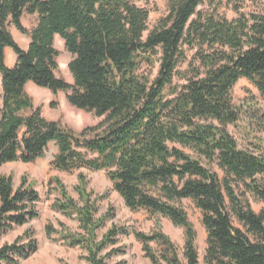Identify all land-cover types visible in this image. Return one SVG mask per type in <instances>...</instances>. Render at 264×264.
Masks as SVG:
<instances>
[{
	"label": "trees",
	"instance_id": "16d2710c",
	"mask_svg": "<svg viewBox=\"0 0 264 264\" xmlns=\"http://www.w3.org/2000/svg\"><path fill=\"white\" fill-rule=\"evenodd\" d=\"M138 1L0 0V167L34 162L56 143L53 165L78 171V199L59 176H52L49 183L58 193L53 208L78 219L84 232L49 222L46 233L83 248L87 264H107L104 250L121 234H133L153 264H200L197 231L183 199L202 211L206 264H264V208L255 211L237 191L242 184L264 203V151L241 147L228 128L241 117L233 90L242 78L264 97V0H251L263 9L247 14L237 8L231 19L200 9L217 0H168V14L150 31L151 10ZM25 14L38 15L31 29L23 23ZM11 25L30 37L27 49L16 41ZM57 34L73 55L68 65L73 83L58 75ZM185 46L197 49L200 65L191 62L187 72H179ZM7 47L18 55L13 67L6 64ZM159 53V71L151 79L140 67ZM177 74L184 84H174ZM29 82L53 93L69 91L71 105L102 121L76 132L47 119L34 106ZM186 149L216 162L224 178ZM83 169L106 171L132 211L161 214L182 227L186 263L159 222L151 232L114 224L99 238L107 216L96 217L97 198ZM39 201L27 175L16 186L12 174L0 172V238L37 219ZM38 248L35 232L28 229L0 247V264L18 263Z\"/></svg>",
	"mask_w": 264,
	"mask_h": 264
},
{
	"label": "rangeland",
	"instance_id": "374dc122",
	"mask_svg": "<svg viewBox=\"0 0 264 264\" xmlns=\"http://www.w3.org/2000/svg\"><path fill=\"white\" fill-rule=\"evenodd\" d=\"M137 3L139 6L147 7L151 10L148 22L149 31L158 26L160 20L168 14V0H139ZM237 8L248 14L252 11L263 9V6L259 2L251 0H217L215 5L204 4L200 6V9L204 12L215 13L217 16L229 19L237 16ZM23 18L25 25L29 29L33 28L38 21L37 14H25ZM10 29L14 31L16 35L14 37L19 45L25 47L26 35L21 33L14 25H11ZM60 38L58 36L55 41V46L60 51L58 75L73 83L74 78L68 66L72 55L66 50L64 40ZM184 48L186 50V59L179 65V72H187L191 62L195 66L200 65V62L196 60L197 49L189 48L188 46ZM160 55L161 53L153 56L151 63L143 62L140 72L154 79L159 71ZM173 82L174 84H184L185 80L181 77V74H177L174 76ZM26 89L33 97L35 108L39 107L47 119L58 121L65 128L80 132L88 126L97 125L103 119V117L97 116L94 112L71 105L67 100L69 91L53 93L51 90L39 87L33 83H29ZM166 92L168 94V90ZM1 97L2 90L0 87ZM233 99L240 108L241 117L236 125L228 127L229 131L235 136L241 147H258L261 151H264V97L261 96L258 89L247 78H242L234 87ZM53 102L56 103V106H52ZM186 150L195 157H199L203 164L218 172L222 179L224 178L225 172L216 162H210L198 156L192 150ZM57 151L56 143L51 142L45 156L34 162L15 161L5 163L0 167L1 173L13 175L16 186L20 184L22 176L27 175L28 180L35 183V188L40 194L38 203L39 217L27 224L9 230L0 238L1 247L6 242H13L28 229H32L35 232V236L39 241L38 250L27 259H22L15 264H87L84 258L86 252L83 248L69 246L62 240L54 239L58 237V234L53 235L54 238H50L46 233L45 228L49 222H52L59 229L62 228L60 224L62 222L74 232H84L78 219L69 217L53 208V203L58 197V193L53 189V185L49 183L52 176H59L68 187L70 193L78 199V194L75 191L78 171L66 172L57 169L53 165ZM83 171L88 176L89 189L93 191V196L97 198L98 211L96 217L107 216L103 221L104 225L98 231L99 238H102L104 233L114 224L120 227L126 226L130 229L136 228L141 231L151 232L159 222L163 231L176 244L181 258L186 263L184 257V230L182 227L175 225L169 218L161 214H155L145 209L132 211L126 206L120 194L113 189L112 182L108 178L106 171L89 169H83ZM237 191L250 201L255 211L259 212L264 208V203L255 199L251 193L245 192L242 184L237 186ZM182 205L188 212L189 218L197 231L200 264H206L204 255L207 246V232L202 221V211L191 199H183ZM233 221L236 226L244 228L236 217H233ZM153 246L157 247V244L153 243ZM113 248H118V251L113 252ZM104 253L107 254V264H153L146 257L142 244L133 234L119 235L118 242L107 247Z\"/></svg>",
	"mask_w": 264,
	"mask_h": 264
},
{
	"label": "crops",
	"instance_id": "0c3cea01",
	"mask_svg": "<svg viewBox=\"0 0 264 264\" xmlns=\"http://www.w3.org/2000/svg\"><path fill=\"white\" fill-rule=\"evenodd\" d=\"M23 23H24V25H25V22H24V18H23ZM26 26V25H25ZM27 27V26H26ZM11 31H12V33H13V35H15V33H14V31L11 29ZM16 36V35H15ZM58 36L59 37H61L59 34H57V35H55V41L57 40V38H58ZM25 37H27L26 38V44H25V47H22L23 49H27L28 48V46H29V44H30V41H31V39H30V37H28L27 35L25 36ZM15 38V37H14ZM62 38V37H61ZM60 38V39H61ZM63 39V38H62ZM64 40V39H63ZM56 44V43H55ZM64 44H65V41H64ZM71 54V53H70ZM6 55H7V59H6V64L9 66V67H13L15 64H16V62H17V59H18V55L15 53V51L13 50V48L12 47H7L6 48ZM72 55V54H71ZM72 58H73V55H72ZM72 58H71V60H72ZM70 60V61H71ZM70 63V62H69ZM69 65V64H68ZM29 83H33V82H29ZM28 83V84H29ZM71 83V82H70ZM28 84H27V86H28ZM33 84H35V83H33ZM36 85V84H35ZM0 87H1V90H2V93H3V87H2V74L0 73ZM2 106H3V96L0 98V108H2Z\"/></svg>",
	"mask_w": 264,
	"mask_h": 264
}]
</instances>
